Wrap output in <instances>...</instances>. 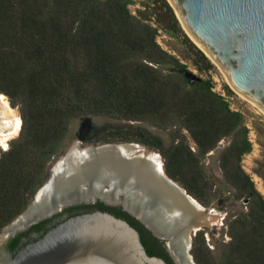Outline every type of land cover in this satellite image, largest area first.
<instances>
[{"label": "trees", "instance_id": "1", "mask_svg": "<svg viewBox=\"0 0 264 264\" xmlns=\"http://www.w3.org/2000/svg\"><path fill=\"white\" fill-rule=\"evenodd\" d=\"M135 2L0 0V92L19 107L23 121L0 155V232L48 180L50 163L64 153L76 119L85 142H134L159 150L166 173L207 206L212 185L201 157L230 137L221 166L226 181L247 197L248 210L229 223L231 240L218 261L203 231L192 252L198 264H264V195L242 165L253 150L244 115L214 90L211 77L193 82L179 71L188 70L184 60L200 71L214 63L185 32L169 0H140L133 13ZM160 31L175 39L177 53L160 44ZM96 116L112 121L96 125ZM141 122L167 131L168 139ZM82 208L127 219L150 255L173 264L158 239L122 206L97 201L68 209Z\"/></svg>", "mask_w": 264, "mask_h": 264}, {"label": "water", "instance_id": "2", "mask_svg": "<svg viewBox=\"0 0 264 264\" xmlns=\"http://www.w3.org/2000/svg\"><path fill=\"white\" fill-rule=\"evenodd\" d=\"M169 2L188 35L217 64L231 87L264 111V0ZM184 73L190 81L199 79L190 70ZM0 97V145L7 149V139L19 135L22 122L19 107L11 109L7 95ZM93 119L96 125L112 121L106 116ZM141 123L168 139L167 131ZM78 129L76 119L64 153L50 163V178L30 203L36 200L43 205L30 216L51 215L69 204L100 198L140 219L165 241L176 264H195L189 252L192 234L202 228L219 260L220 225L247 210L245 196H224L204 206L166 173L159 150L134 142H82ZM44 203L50 204L42 208ZM24 214L0 232V251L8 228L15 232L24 223ZM0 264L169 263L147 252L139 230L127 219L95 209L67 217L21 246L7 262L0 255Z\"/></svg>", "mask_w": 264, "mask_h": 264}, {"label": "rangeland", "instance_id": "3", "mask_svg": "<svg viewBox=\"0 0 264 264\" xmlns=\"http://www.w3.org/2000/svg\"><path fill=\"white\" fill-rule=\"evenodd\" d=\"M139 1L140 0H136V2L134 4L130 5V8L133 11V13H136L137 8L142 7V5L140 4ZM157 6H160V4H158ZM185 32H186V30H185ZM158 41L160 42V44L165 49L169 50L170 52L177 53V50L174 49L176 46V43H173V42H175V39L171 38L170 36L165 34L163 31H160V34L158 36ZM183 62H185L188 65V70L192 71L197 76H199L203 79H207V78L211 77L213 79V81L215 82L214 83V90L216 92L220 93V90L223 89L226 84L228 86H230V88L233 90V93L227 94L228 102H229L231 108L234 110L241 111L242 114L244 115L247 126H250V127L252 126V128L255 131V137H253V139L255 140L254 142L256 144L255 149L253 148V150L250 153H247L244 155L243 160H242V165H243L244 169L251 175V178L254 181L256 188L264 195V178L258 172V170L264 171V111H262L258 106H256L254 103H252L250 100H248L243 95H241L239 92L234 90L231 87V85L229 84V82L227 81L226 77L224 76V74L222 73L220 68L217 66V64L213 60H212V62L214 63V67L212 69H210L209 71L198 70L190 60H184ZM168 71H172V69L169 68V69L165 70V72H168ZM179 71L184 72V70H182V69H180ZM12 107L16 108L14 106H12ZM19 113L21 115L20 109H19ZM184 132L186 134H188L186 130H184ZM18 136L19 135H17L16 137H18ZM16 137H14V138H16ZM14 138L10 139L9 146H10L11 141ZM78 139H80V138L78 137ZM82 142H85V141H82ZM229 142H230V137L223 138L220 142H218V145L213 150L209 151L205 156L201 157L200 162H201V166H202V168H201L202 173H204V175L206 176V179L212 185V191H211L212 195L210 194L211 201H210L209 205L213 204L217 199L224 197V196H231V197H234L236 199H240V198L244 197V195H241V193L236 188H234L230 183H228L226 181L225 176H224V170L221 166V160H220L221 156L220 155H221V152L223 151V149L229 144ZM190 145L192 146V149L194 151H197V146L195 145V143L191 139H190ZM9 146H8V148H9ZM7 149H0V155L3 151H5ZM160 155L162 156L161 153H160ZM49 178H50V175H49ZM196 199L199 202H201L198 198H196ZM204 206H207V205H204ZM246 206H247V210H248V202L246 203ZM240 213L241 212H239L236 216H238ZM22 214H20V215H22ZM230 222L231 221H229L226 224L220 225L219 235H218V240H217V246L223 244V248H222L221 253L225 250L226 244L229 243L231 240V236L229 234V223ZM200 231L204 232V229L202 228L198 232H200ZM204 234H205V232H204ZM192 236H193V239H192V243H191V247H190L189 252H190L195 264H198L194 258L193 252H192L193 241H194V237H195L193 234H192ZM205 238H206V242H207L206 235H205ZM207 245L209 246L208 243H207ZM209 248H210V246H209ZM212 255H213L214 260H216L213 252H212Z\"/></svg>", "mask_w": 264, "mask_h": 264}, {"label": "flooded vegetation", "instance_id": "4", "mask_svg": "<svg viewBox=\"0 0 264 264\" xmlns=\"http://www.w3.org/2000/svg\"><path fill=\"white\" fill-rule=\"evenodd\" d=\"M35 201L32 204L29 205V207L25 211L24 216L21 218V219H23L25 217V219L22 220V222H24V223L22 225H20L19 228L15 232H11L12 231L11 228L10 229L8 228V230H7V232H8L7 234L8 235L6 234L5 240H4L3 244H2V248H1V251H0L1 258L4 260V262H7L8 258L12 257L14 255L15 251H17V249H19L21 246H23L24 244H26L28 242H31L33 240L38 239L48 229H50L51 227L55 226L59 222L63 221L67 217H69L71 215V213H75L77 211L86 212V208L75 209V210L68 209L70 206L81 204V203H86V204H88V203H96L97 201H102L105 204L111 205V206H121V205H115V204H108L104 200L98 198L95 201L90 200L89 202H86L85 200H83L80 203H72V204H69V205L65 206L62 210L57 211V212H55V213H53L51 215H44L42 217H37L36 213L34 215H32V216H30V213L32 214L34 212V210L36 209V207L41 206L43 204H41V205H39V203L36 204ZM51 201L52 200H50V203H51ZM49 204L46 203L42 208H47ZM95 209H97V208H95ZM138 220L145 226V224L140 219H138ZM149 231L151 232V234L153 236H155L152 233L151 230H149ZM155 237L158 239V241L161 243L162 247L167 252L171 262L173 264H176V262L173 259L171 253L169 252V250L167 249V247L165 245V241L160 239V238H158L157 236H155Z\"/></svg>", "mask_w": 264, "mask_h": 264}, {"label": "built area", "instance_id": "5", "mask_svg": "<svg viewBox=\"0 0 264 264\" xmlns=\"http://www.w3.org/2000/svg\"><path fill=\"white\" fill-rule=\"evenodd\" d=\"M220 94L228 101V98H227L228 93L224 88L220 90ZM248 127H249V139L252 142L253 148L255 149L256 144L254 142L255 140L253 139V137H255V131L252 128V126L251 127L248 126Z\"/></svg>", "mask_w": 264, "mask_h": 264}, {"label": "bare ground", "instance_id": "6", "mask_svg": "<svg viewBox=\"0 0 264 264\" xmlns=\"http://www.w3.org/2000/svg\"><path fill=\"white\" fill-rule=\"evenodd\" d=\"M198 45V44H197ZM199 46V45H198ZM200 47V46H199ZM0 94L1 95H5L4 93H2V92H0ZM6 96V95H5ZM8 98V97H7ZM8 104H9V107L11 108V109H15V108H13L12 107V105L10 104V102H9V99H8ZM19 115H20V113H19ZM20 118H21V122H22V117H21V115H20ZM21 127H22V124H21ZM21 129V128H20ZM20 132V131H19ZM12 138H14V137H10V138H8L7 139V145L9 146V141H10V139H12ZM0 149H3V147H2V145H0Z\"/></svg>", "mask_w": 264, "mask_h": 264}, {"label": "snow or ice", "instance_id": "7", "mask_svg": "<svg viewBox=\"0 0 264 264\" xmlns=\"http://www.w3.org/2000/svg\"><path fill=\"white\" fill-rule=\"evenodd\" d=\"M0 99H2V97H0ZM6 147V146H5Z\"/></svg>", "mask_w": 264, "mask_h": 264}]
</instances>
